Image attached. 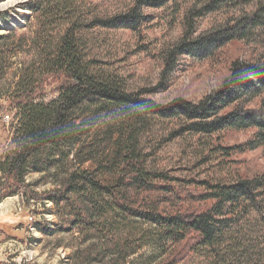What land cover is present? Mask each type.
Masks as SVG:
<instances>
[{
  "label": "trees",
  "instance_id": "obj_1",
  "mask_svg": "<svg viewBox=\"0 0 264 264\" xmlns=\"http://www.w3.org/2000/svg\"><path fill=\"white\" fill-rule=\"evenodd\" d=\"M89 2L28 0V32L17 35L13 29L0 35V79L17 68L7 105L0 107L13 114L10 147L0 155V198L19 193L25 205L51 203L61 231L112 246L113 264H138L129 261L145 241L166 256L161 264H178L184 243L205 264H264V173L199 181L203 191L192 199L202 207L166 209L167 202L181 200V186L167 172L148 167L154 152H145L141 144L154 126L165 123L176 128L172 139L186 132L211 138L226 128L255 129L243 151L215 147L228 158L234 150L264 146V66L234 61L222 87L197 103L176 98L157 104L147 98L148 91L128 90L89 55V31L132 28L135 17L95 16L87 9ZM139 4L156 6L155 0ZM238 6L246 11L211 33L192 39V30L185 32L174 55L264 35V0H198L187 13L194 22ZM174 55L167 56L168 65ZM260 97L259 108H244ZM231 105L236 108L223 113ZM49 155L43 167L40 157ZM71 155L78 166L57 188L31 191L25 181L29 172H42ZM87 163L90 168H81ZM103 248H86L80 254L85 264H100Z\"/></svg>",
  "mask_w": 264,
  "mask_h": 264
},
{
  "label": "rangeland",
  "instance_id": "obj_2",
  "mask_svg": "<svg viewBox=\"0 0 264 264\" xmlns=\"http://www.w3.org/2000/svg\"><path fill=\"white\" fill-rule=\"evenodd\" d=\"M27 1L0 0V35L13 29L17 35L28 32L25 27L29 12L24 8ZM197 1L155 0L156 6L146 7L139 4L140 0H90L87 9L92 15L102 18L132 15L135 23L132 28L108 30L96 27L89 31L86 34L89 55L104 71L120 77L128 90L148 91L147 98L157 104H167L176 98L197 103L222 87L234 61L264 66L262 33L250 35L247 40H233L221 48L183 52L175 56L173 50L185 32L191 29L193 34L190 38L195 39L225 26L230 18L238 17L243 8L246 11L242 6L225 8L191 22L187 8ZM170 54L175 58L168 65L167 56ZM16 70L14 68L0 79V107L7 105V91ZM262 99L255 98L243 106L245 109H257ZM234 108L236 106L231 105L223 113ZM12 117L8 110H0V155L10 147ZM164 124L154 126L151 134L141 139V144L145 152H154L148 158V167L167 172L178 180L176 185L181 186V200L167 202L163 206L166 209L183 212L199 208L201 204L192 199L203 191L197 183L199 181H230L238 175L255 177L264 173V146L244 152L234 150L229 158L215 149L218 145L243 151L244 145L254 139L255 129L226 128L211 138L186 132L172 139L171 131L176 128ZM46 159L51 161V156L40 157L43 167L48 164ZM77 164L71 155L42 172H29L25 181L31 191L42 194L57 188L60 179ZM90 167L91 164L87 163L81 168ZM60 225L55 208L49 202L30 201L25 205L19 193L0 198V264H85L80 254L91 245L100 248V244L104 247L100 264H113L115 254L112 246H104L105 243L95 242L90 236L75 231H61ZM145 242L129 262L163 263L166 256L156 253L152 244ZM182 248L185 251H182L178 264H205L199 255L193 256L188 252V244L184 243Z\"/></svg>",
  "mask_w": 264,
  "mask_h": 264
}]
</instances>
